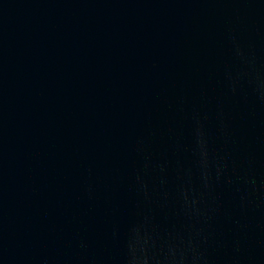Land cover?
<instances>
[{
	"label": "water",
	"instance_id": "obj_1",
	"mask_svg": "<svg viewBox=\"0 0 264 264\" xmlns=\"http://www.w3.org/2000/svg\"><path fill=\"white\" fill-rule=\"evenodd\" d=\"M0 264H264V0H0Z\"/></svg>",
	"mask_w": 264,
	"mask_h": 264
}]
</instances>
